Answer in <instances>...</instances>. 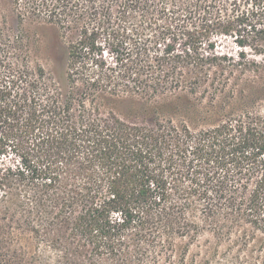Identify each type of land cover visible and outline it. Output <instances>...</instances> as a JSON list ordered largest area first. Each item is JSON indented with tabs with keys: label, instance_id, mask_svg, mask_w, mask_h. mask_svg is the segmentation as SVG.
<instances>
[{
	"label": "trees",
	"instance_id": "1",
	"mask_svg": "<svg viewBox=\"0 0 264 264\" xmlns=\"http://www.w3.org/2000/svg\"><path fill=\"white\" fill-rule=\"evenodd\" d=\"M10 1L67 63L0 15V264H264V0Z\"/></svg>",
	"mask_w": 264,
	"mask_h": 264
},
{
	"label": "rangeland",
	"instance_id": "2",
	"mask_svg": "<svg viewBox=\"0 0 264 264\" xmlns=\"http://www.w3.org/2000/svg\"><path fill=\"white\" fill-rule=\"evenodd\" d=\"M0 15L6 20L9 28L13 32H22L28 42L29 48L31 49V57L34 62L42 65L46 71L51 74L61 86H65L66 78V63H67V45L59 36L57 30L50 25L40 24L35 22H26L24 24H19L16 12L14 11L10 0H0ZM224 47L219 50L222 52H228L232 54L236 59L241 52V49L236 46L232 39H224ZM248 57H253V51L250 49L245 50ZM250 75L240 77L239 72L232 77V82L237 83V87H242L244 81H250ZM208 99L205 100V103ZM203 103L202 106H207ZM176 120H187L191 125L193 117L190 116L186 110H181V112L175 115ZM201 122V121H199ZM2 214L0 213V216ZM5 222L0 220V224L3 225ZM212 243V242H211ZM208 241L202 240V242L194 246L188 256V262L192 264H198L203 258V250L211 244ZM260 248L261 251L264 249V244L256 247ZM219 252V251H218ZM217 258L222 259L224 256L215 252ZM260 261H264V253L262 252Z\"/></svg>",
	"mask_w": 264,
	"mask_h": 264
}]
</instances>
